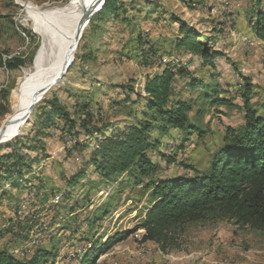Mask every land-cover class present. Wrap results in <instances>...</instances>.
<instances>
[{"label":"rangeland","instance_id":"rangeland-1","mask_svg":"<svg viewBox=\"0 0 264 264\" xmlns=\"http://www.w3.org/2000/svg\"><path fill=\"white\" fill-rule=\"evenodd\" d=\"M156 1V8H152L139 0H122L118 16L104 14V2L85 28L65 78L37 101L31 119L11 136L44 146L48 155L35 172L26 174L29 180L21 189L12 186L9 176L1 172L0 185L7 194L3 198L0 192V230L4 231L0 245L18 258L26 259L37 248L46 247L54 249L57 256L45 264H79L76 258L93 241L129 233L96 264H264L263 231L239 227L214 215L187 223L178 236V247L167 252L155 242H143L141 225L149 205L144 186L150 177L123 173L107 181L91 165L92 149L101 138L98 129L110 135L136 123L145 110L147 99L143 97L135 105L114 86L132 81L135 91L144 95L147 78L168 67L186 70L187 74H178L174 80L172 99L192 104L188 117L197 129L190 128L189 135H181L178 129L166 135L153 133L161 142L149 156L163 169L151 179L196 174L183 163L199 173L208 170L212 155L224 144L226 129L240 131L245 126L243 75L252 78L251 103L264 113V41L254 34V16L260 7L256 0ZM68 2L0 0V48L4 57L22 55L32 61L15 71L0 68V130L26 104L34 89L23 92L25 79L35 71L42 39L33 23L45 20L44 9ZM179 21L189 23L200 40L218 37L211 45L223 54L214 66L176 47V40L182 36ZM192 82L200 84L193 86ZM215 85L220 87L219 97L230 104L202 97L206 86ZM55 97L71 107L75 103L85 105L84 110L92 113L98 129L81 136L82 147L74 148L73 138L56 127L61 123L58 119L56 126H38L40 109L48 107ZM162 155H171L176 161L167 163ZM76 169L86 173L75 186H69L66 175ZM108 201L110 213L105 216L102 206Z\"/></svg>","mask_w":264,"mask_h":264},{"label":"trees","instance_id":"trees-1","mask_svg":"<svg viewBox=\"0 0 264 264\" xmlns=\"http://www.w3.org/2000/svg\"><path fill=\"white\" fill-rule=\"evenodd\" d=\"M121 2L122 0H106L103 5L104 14L120 15L117 8L121 6ZM256 2L260 7L254 16V34L264 41V1ZM138 3L156 8L157 1L139 0ZM94 19L95 17L90 23ZM179 22L177 26L182 36L176 40V47L195 53L201 57L203 64L210 63L214 66L213 62L223 54L211 45L218 37L200 40L189 23ZM126 23L129 27V19H126ZM30 36L34 37L32 34ZM4 54L0 48V68L8 71L19 70L32 62L22 55L5 58ZM181 67L177 71L168 67L161 73L148 77L144 95L135 91L132 81L116 84L114 88H120L128 102L136 105L144 97L147 103L141 119L110 135L94 125V117L91 112L84 110L85 105L75 103L71 107L58 97L49 101L48 107L40 109L37 121L38 126L46 128L56 126L58 119L61 123L56 127L62 134L73 138L75 149L83 146L80 140L83 134L89 135L98 129L101 138L92 149L91 165L107 181L123 173L135 175L136 178L150 177L144 186L148 190L149 205L141 225L144 229L141 240L157 243L163 252L178 247V236L187 223L204 220L211 215L232 220L239 227H250L264 232V113L260 114L251 103L253 82L250 76L243 75L245 126L240 131L226 129L224 144L212 155L208 170L199 173L195 167L183 163L185 168L193 169L196 174L151 179V176L163 169L162 165L149 156V152L157 149L161 142L153 133L156 131L166 135L172 129H178L181 135H189L192 132L190 128L197 129L188 117L192 104L184 99H172L176 76L187 74L185 68ZM191 84L199 86L200 83ZM220 94L218 85L212 88L206 86L202 97L209 102L231 103L221 99ZM28 150L36 154L32 155ZM44 157H48L44 146L23 143L22 139L14 135L0 144V181L1 172H4L5 176H9L12 186L23 188L29 180L26 179V174L35 172ZM162 159L167 163L176 161L171 155H162ZM85 173L76 169L66 175V183L75 186ZM0 192L3 198L7 194L1 185ZM109 206L110 201L102 206L103 215L110 213ZM3 234L4 231L0 230V238ZM128 234L116 233L105 241H93L83 251L82 256L80 254L76 259L79 264H96L103 253ZM56 256L54 249L39 247L30 257L20 259L8 248L0 245V264H45Z\"/></svg>","mask_w":264,"mask_h":264},{"label":"bare ground","instance_id":"bare-ground-1","mask_svg":"<svg viewBox=\"0 0 264 264\" xmlns=\"http://www.w3.org/2000/svg\"><path fill=\"white\" fill-rule=\"evenodd\" d=\"M102 1L69 0L65 5L43 10L45 20L38 19L33 23L34 30L42 37L36 68L34 73L25 79V90L22 91L25 92L29 87L34 89L26 97V104L15 112L0 132L4 131L11 137L31 119L30 116L28 121H24L34 99L61 74L68 58L75 54L76 49L72 50V47L82 24L93 8H98Z\"/></svg>","mask_w":264,"mask_h":264},{"label":"water","instance_id":"water-1","mask_svg":"<svg viewBox=\"0 0 264 264\" xmlns=\"http://www.w3.org/2000/svg\"><path fill=\"white\" fill-rule=\"evenodd\" d=\"M104 2H105V0H103V1L101 2V4L99 5L98 8H97V7H96V8H93V10L89 13L87 19H86L85 22L82 24V26H81V28H80V30H79V32H78V35H77V38H76L75 44H74V46L72 47V50H75V49L77 48V46H78V44H79V42H80V40H81V38H82V35H83V32H84L85 28L88 26V24L90 23L92 17L95 15V13H96V12L98 11V9L103 5ZM18 3L22 4V3L19 2V1H18ZM74 55H75V54H73L71 57L68 58V60H67V62H66V64H65L64 69H63V71L61 72V74H60L56 79H53V80L49 83V85L47 86V88H46L42 93H40L39 96H37V97L34 99L33 103L31 104V107L29 108V111H28V113H27V116L24 118V121H28V120L30 119V116H31V114H32V111H33V109H34V107H35L37 101L40 100L41 97H42L41 95L45 94V92L48 91L52 86H54L55 83H57V82H59V81H61L62 79L65 78V76L67 75V73H68V71H69V69H70V67H71V65H72V63H73ZM9 139H11V137H10L9 135H7L6 132H4V131L0 132V144H1V143H4V142H6V141H8Z\"/></svg>","mask_w":264,"mask_h":264},{"label":"built area","instance_id":"built-area-1","mask_svg":"<svg viewBox=\"0 0 264 264\" xmlns=\"http://www.w3.org/2000/svg\"><path fill=\"white\" fill-rule=\"evenodd\" d=\"M145 41H146V38H145Z\"/></svg>","mask_w":264,"mask_h":264}]
</instances>
